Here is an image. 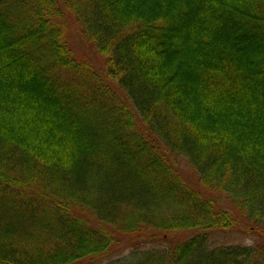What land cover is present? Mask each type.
<instances>
[{
  "label": "trees",
  "instance_id": "trees-1",
  "mask_svg": "<svg viewBox=\"0 0 264 264\" xmlns=\"http://www.w3.org/2000/svg\"><path fill=\"white\" fill-rule=\"evenodd\" d=\"M140 240L134 264H264V0H0V264Z\"/></svg>",
  "mask_w": 264,
  "mask_h": 264
},
{
  "label": "rangeland",
  "instance_id": "rangeland-1",
  "mask_svg": "<svg viewBox=\"0 0 264 264\" xmlns=\"http://www.w3.org/2000/svg\"><path fill=\"white\" fill-rule=\"evenodd\" d=\"M65 23L68 25V42L75 52L78 58L92 59V62H102V60L96 56V51L94 46L90 44L81 34L80 25L73 19H66ZM98 62V63H99ZM96 64V63H95ZM179 168L188 175L189 178H195L190 167L187 165L186 161H178ZM191 176V177H190ZM196 179H193V181ZM222 205L227 207V202L225 198L220 200ZM149 241L140 240L139 243L130 244L128 241H122L114 245L108 254L103 257H97L93 259H88L80 264H134V259L132 253L136 250H146L155 246V244ZM210 242L213 246L217 245H241V246H251L255 242V238L242 232L239 229L232 231L213 233L210 235ZM170 244L171 241H168Z\"/></svg>",
  "mask_w": 264,
  "mask_h": 264
}]
</instances>
